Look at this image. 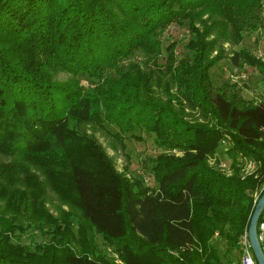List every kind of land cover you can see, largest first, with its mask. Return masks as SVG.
Wrapping results in <instances>:
<instances>
[{
    "label": "trees",
    "instance_id": "16d2710c",
    "mask_svg": "<svg viewBox=\"0 0 264 264\" xmlns=\"http://www.w3.org/2000/svg\"><path fill=\"white\" fill-rule=\"evenodd\" d=\"M183 20L190 56L172 41L160 61ZM261 28L264 0H0V264H230L264 191V97L214 86L210 69L229 57L264 77V58L231 47ZM96 131L115 151L152 133V183ZM224 138L229 175L208 161ZM27 230L48 238L13 240Z\"/></svg>",
    "mask_w": 264,
    "mask_h": 264
},
{
    "label": "rangeland",
    "instance_id": "374dc122",
    "mask_svg": "<svg viewBox=\"0 0 264 264\" xmlns=\"http://www.w3.org/2000/svg\"><path fill=\"white\" fill-rule=\"evenodd\" d=\"M191 35L192 33L187 27V22L185 20H183L182 22L176 21L170 24L161 34L162 51L160 55L158 56V59L160 61H164L166 52H167L165 49V46L172 41L175 43V53L177 56L189 57L191 51L186 47V42L188 41ZM231 47L234 49L244 47V48L249 49L251 52H253L257 56L264 58V30L263 28H261L258 31L247 33L240 43L233 44ZM60 76L63 77L65 76V74H60ZM210 77H211V81L214 86L223 85L224 82L234 83L235 86L233 85L228 86L227 89H229L230 91H236L237 93L239 92L244 98L249 99L251 101H259V100H262L264 97V77L262 73L258 70V68L254 65L244 63L243 65L238 66V65L233 64L229 57H224L220 59L214 66L211 67ZM80 78L87 79V76L82 74L80 75ZM186 109H187V116L189 118L201 119L198 111L194 109H189V107ZM109 126L112 129L116 128L113 125H109ZM136 132L142 134L143 138L137 139L135 137L127 136L125 139L126 148L124 151L113 150L109 146L108 138L100 131H96L95 135L98 138V140L101 141V143L106 147L108 153L112 155L115 165L119 170H122V168L124 167V164L127 162L129 165V173L135 174V175H143L145 182L148 184H151L152 183L151 178H150L151 176L143 171L142 160L144 159V157H147V155L154 154L158 150H161V148L156 146L153 140L152 133L145 132V131H136ZM228 145L229 144L227 142H224L215 153V156H214L215 161L214 159L210 157L208 161L210 164L219 168L221 171L229 175L234 172V169L230 165L231 157L226 152V148ZM125 153H127L129 156L128 160L126 159ZM221 161L229 165L228 166L229 169H226L225 167L220 166L218 163ZM257 162L259 165V161ZM240 172H241V168H240ZM251 173H248V174H251ZM248 174H245V175H248ZM245 175H242V176H245ZM49 193L50 195H52V197L49 200L48 204H49V207L54 210L55 203L57 200L55 199L54 195L51 192ZM47 238H48V235L43 231L27 230L25 232L18 233L16 237H13V240L14 241L18 240L23 243H28L30 245H33L35 241L45 240ZM95 238L98 244L101 247H103L105 243L101 235L96 234ZM214 240L217 242V246L220 249V252L222 253L225 246H227L226 239L216 235L214 237ZM107 250L109 252V249ZM231 253L233 257L237 256L238 247L236 250H233Z\"/></svg>",
    "mask_w": 264,
    "mask_h": 264
},
{
    "label": "built area",
    "instance_id": "2783aa9c",
    "mask_svg": "<svg viewBox=\"0 0 264 264\" xmlns=\"http://www.w3.org/2000/svg\"><path fill=\"white\" fill-rule=\"evenodd\" d=\"M223 142H227V138H224ZM210 158L214 159V161H215L214 156H211ZM218 164L222 167H225L226 169H229V167H228L229 165H227L223 161L219 162ZM239 165L241 167V174L245 175V174L254 172L256 170L258 162L256 159H254L252 157L241 155L239 157ZM262 187H264V185ZM258 197H259V192L255 191L254 192L253 205H255ZM257 235H258V239L260 241V244H261L263 252H264V207H263V209L259 215V218L257 220ZM237 244H238V254L230 262V264H258V262L255 258V255L253 253V250L251 248V245L249 243L247 227L239 235V237L237 239Z\"/></svg>",
    "mask_w": 264,
    "mask_h": 264
},
{
    "label": "water",
    "instance_id": "95a60500",
    "mask_svg": "<svg viewBox=\"0 0 264 264\" xmlns=\"http://www.w3.org/2000/svg\"><path fill=\"white\" fill-rule=\"evenodd\" d=\"M264 207V191L258 197L247 228L248 239L258 264H264V252L257 235V220Z\"/></svg>",
    "mask_w": 264,
    "mask_h": 264
}]
</instances>
